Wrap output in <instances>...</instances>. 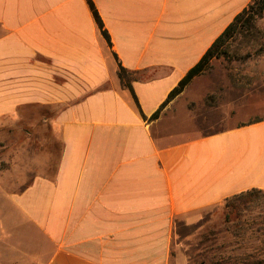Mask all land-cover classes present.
Returning <instances> with one entry per match:
<instances>
[{"label": "crops", "instance_id": "obj_1", "mask_svg": "<svg viewBox=\"0 0 264 264\" xmlns=\"http://www.w3.org/2000/svg\"><path fill=\"white\" fill-rule=\"evenodd\" d=\"M92 1L111 46L86 0H0V151L47 137L24 180L0 171V264L188 261L181 228L264 190V120L186 140L159 127L199 76L151 119L251 0ZM30 107L47 128H18Z\"/></svg>", "mask_w": 264, "mask_h": 264}, {"label": "rangeland", "instance_id": "obj_2", "mask_svg": "<svg viewBox=\"0 0 264 264\" xmlns=\"http://www.w3.org/2000/svg\"><path fill=\"white\" fill-rule=\"evenodd\" d=\"M230 47L234 54L212 60L211 68L199 75L186 98L178 101L176 114L160 123L161 129L186 140L264 118V15L256 20L252 32L235 37ZM37 111L28 108L18 128L32 127L30 124L36 129L47 128L35 121ZM43 139L47 137L8 138L17 152L16 160L10 162L9 153L0 151V171H6L8 178L24 180L32 165L41 164L45 149L36 146ZM4 143L5 138H0V144ZM3 193L0 189V199ZM234 203L240 209L239 226L234 214L226 222L224 202L203 211L201 230L193 227L190 233V227L181 228L186 238L183 250L177 248L172 254L184 251L188 261L178 255L174 264H264V194ZM46 252L44 248L43 256Z\"/></svg>", "mask_w": 264, "mask_h": 264}, {"label": "trees", "instance_id": "obj_3", "mask_svg": "<svg viewBox=\"0 0 264 264\" xmlns=\"http://www.w3.org/2000/svg\"><path fill=\"white\" fill-rule=\"evenodd\" d=\"M89 8L92 12V15L96 21V24L98 25L100 32L106 39L109 46H111V40L110 36L107 32V30L104 28L102 19L93 3L92 0H86ZM264 15V0H251V2L244 7L234 18L233 20L225 27V29L216 37V39L211 43V45L208 47V49L205 51V53L202 55V57L199 59V61L194 64L187 72L186 74L179 80L178 84L170 91L168 94L166 100L161 104L159 109L154 112L151 116V119H155L158 117L160 110L175 96L180 94L185 87L192 81L193 78L205 73L207 70L211 68V62L215 58H230L231 54H234L231 50V41L234 40L235 37H237L240 34H245L252 32L255 27V22L257 19L263 17ZM116 57V55L114 54ZM119 65V71L118 74L121 77H124L126 80L129 89L132 92V95L136 100L135 94L133 92V89L131 87V74L132 72L124 68L123 66ZM138 103V102H137ZM264 120V118L257 119L254 121H251L249 123L257 122ZM260 193L264 194V191L259 188H250L244 191H241L235 195H232L225 199V209L227 210L225 214V220L226 222L230 221L231 216L234 214L233 220H236V225L239 226V217L240 209L239 207L234 203L235 200H243L246 197H253L257 196Z\"/></svg>", "mask_w": 264, "mask_h": 264}]
</instances>
